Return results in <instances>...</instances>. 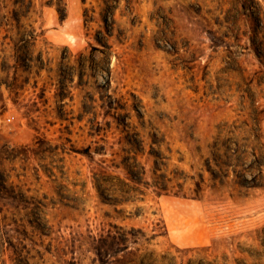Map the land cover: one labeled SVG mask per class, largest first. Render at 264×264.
<instances>
[{"label": "rangeland", "instance_id": "rangeland-1", "mask_svg": "<svg viewBox=\"0 0 264 264\" xmlns=\"http://www.w3.org/2000/svg\"><path fill=\"white\" fill-rule=\"evenodd\" d=\"M67 3L65 19L45 6L24 21L36 43L18 93L0 71V190H13L0 192V264H101L94 238L122 229L127 254L107 264H264V0L123 1L102 53L89 45L105 36L101 1ZM103 52L128 132L95 117ZM11 54L0 47L7 71ZM71 146L91 147L92 160ZM237 150V161L222 156ZM128 157L140 184L119 168ZM154 162L167 180L154 179ZM158 181L169 188L160 196Z\"/></svg>", "mask_w": 264, "mask_h": 264}, {"label": "trees", "instance_id": "trees-1", "mask_svg": "<svg viewBox=\"0 0 264 264\" xmlns=\"http://www.w3.org/2000/svg\"><path fill=\"white\" fill-rule=\"evenodd\" d=\"M103 8L102 13H100L99 20L102 21V28L104 30L105 36H103V31L101 29L97 30V33L94 35V40L97 43L96 45L89 44L92 52L95 51H102V49H111V45L109 44V39L113 37V29L112 26L115 24L114 20V12L113 9L117 8L121 2L130 3L131 0H100ZM52 7L56 10L59 17L61 19L67 18V7L68 3L67 0H0V35L3 34L2 40H0V47L3 48V51L8 50L11 51V56H8L10 59H12L13 64L9 67V70L7 71V68L3 66V64H0V71L5 73V76L8 77V79L12 78L13 83H8L5 81V85L7 86L8 90L10 92H19V85H16L17 79L21 77L22 72L26 71V67L33 66V61L30 59L27 54V47H33V45L36 43V40L33 42L28 39V36H31L34 38L33 30L31 29L28 31L29 28H31L27 23H24L27 19H29L30 16H33L35 14H40L43 10V8ZM85 24L88 25L92 22H97L98 19H90L91 17L88 15V10L84 9L83 11ZM93 18V17H92ZM28 27V28H27ZM11 33H15L17 35V39L14 40L11 37ZM28 35V36H27ZM107 38V39H105ZM116 40L122 44V41H120V38L116 36ZM102 53V52H101ZM95 58V56L90 54V58ZM80 59H82L80 55ZM100 61L103 62L100 64L98 70L102 74L103 81L96 87V92L99 94V100L100 103L96 104L95 108L97 107L99 110L95 117L97 116H103V118H107L108 116H112L115 118L117 127L120 129V131H126L129 130L126 128V123L122 119H127L128 113L125 112V114L121 115L119 114V110L126 111V108L122 107L124 105H120L119 100L116 101V98L114 97V94L116 93L115 90H111L110 82H111V56L107 52H103V57H100ZM40 63V60L38 61ZM83 62V59H82ZM21 86V85H20ZM117 114H119L117 116ZM124 119V120H125ZM62 120V118H60ZM122 120V121H121ZM94 124L92 123V126ZM96 127L93 128L92 133L90 134H100V125L96 121ZM38 143V149H42V140H37L36 144ZM128 143L131 145V147H135L133 143H131L128 140ZM136 148V147H135ZM64 152L68 149L70 152H80V150H77L73 148L72 146L70 148H62ZM226 149V148H224ZM95 153L99 154H106L104 148L96 147L94 150ZM215 152V151H214ZM236 153L231 154L228 156V154L223 153L222 156L227 158H233L231 160L237 161L239 151L237 150ZM67 153H69L67 151ZM218 152L216 151V154H214L218 158ZM80 154L86 156L90 160H92V152L91 147H87V149L80 152ZM136 156V155H135ZM220 156L217 161L218 163L221 162ZM133 160V157H128V159H124L126 161H121L119 164V168H122L126 172V179L128 181H131L135 184H140V177L138 175H142V173L136 172L135 162H131L130 160ZM154 169H153V177L154 179L160 178L162 180H167L162 178V175L157 174V165L156 162H154ZM223 164V163H222ZM225 165V164H224ZM218 166V165H217ZM233 166V165H232ZM93 174L91 175L94 182L95 187L98 190V195L100 197L104 198L103 192L105 191V187L107 185V180L104 178V171L103 168H98L94 171H92ZM212 178L216 179L215 174L211 172ZM155 181V180H154ZM156 182V181H155ZM129 182H126L125 185H130ZM156 195L160 196L161 194H164L169 191V188L165 183H161L158 181L156 183ZM197 187V195L199 196L200 192V185L196 183ZM10 190H6V187L4 183L1 184V195H5V197H10L11 192H13L12 188H9ZM130 191L124 190L119 193L121 196L122 202L126 201V196L129 195ZM0 195V197H1ZM122 229V228H120ZM130 233L129 231H125L122 229V232L116 236L115 234H109L106 237L100 236L99 238L95 237V248L93 249L94 254L96 255V259L101 262V264H107L108 260L112 259L114 256L117 257L118 254L124 252L127 254L126 250L129 248L127 245V242L129 240L127 234ZM132 253V252H131ZM116 264H132V262H135V260L130 258L126 259H117L115 260ZM132 261V262H131ZM139 263L143 264V260L140 259ZM148 264H155V262H149Z\"/></svg>", "mask_w": 264, "mask_h": 264}]
</instances>
